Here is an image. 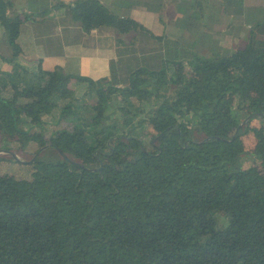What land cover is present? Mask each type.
Listing matches in <instances>:
<instances>
[{"label":"trees","instance_id":"obj_1","mask_svg":"<svg viewBox=\"0 0 264 264\" xmlns=\"http://www.w3.org/2000/svg\"><path fill=\"white\" fill-rule=\"evenodd\" d=\"M27 2L30 13L0 0L11 65L0 70V150L27 160L49 147L29 179L0 173V264H264V19L231 54L139 55L142 39L171 40L99 0ZM164 2L177 4L179 29L203 15L200 0ZM60 8L85 33L137 32L116 41L107 77L15 62L38 54L56 25L36 21Z\"/></svg>","mask_w":264,"mask_h":264},{"label":"crops","instance_id":"obj_2","mask_svg":"<svg viewBox=\"0 0 264 264\" xmlns=\"http://www.w3.org/2000/svg\"><path fill=\"white\" fill-rule=\"evenodd\" d=\"M8 1L15 12L30 13L33 10L27 0ZM75 1L49 0V4L67 5ZM99 1L115 14L132 18L153 35L165 34L167 37H176L184 32L185 42H190L192 47L207 51L208 54H231L242 50L247 43L251 25L264 19V0H200L202 17L199 20L191 19L182 30L176 27V22L178 23L180 19L182 21L183 16L182 13L180 15L177 4L174 2H164V0ZM163 2L164 5L155 6ZM182 2H190V0H181V7L185 6ZM160 19L163 20L164 26L161 25ZM41 20L38 18L36 25L39 23L43 25L45 22L56 25L48 42L44 39L48 33L41 31L39 37H42L45 42L41 40L40 46L35 48L38 54L19 56L15 60L18 65L32 72L37 70L40 60L43 70H53L59 67L65 74L85 76L92 80L107 77L109 62L116 58V41L120 40L127 44L129 41L132 42L137 35L136 32L118 35L111 29L92 30L85 33L76 23L67 19L64 8L51 12ZM27 26L32 36H37V33L31 29V25ZM163 27H166L165 33H162L161 28ZM2 36L3 31L0 28V41ZM1 52L7 54L4 50ZM10 69L11 65L5 63L0 57V70L8 72ZM74 87L75 97L81 98L85 92V85L77 84ZM89 99L87 103L93 101V98Z\"/></svg>","mask_w":264,"mask_h":264},{"label":"rangeland","instance_id":"obj_3","mask_svg":"<svg viewBox=\"0 0 264 264\" xmlns=\"http://www.w3.org/2000/svg\"><path fill=\"white\" fill-rule=\"evenodd\" d=\"M177 3H179V1H177ZM160 23H161V25L164 26L163 20H160ZM176 27H177V22H176ZM162 29H163L162 33H165L164 30L166 29V27L161 28V30ZM164 35L165 34H162L161 36H164ZM183 35H185L184 32L182 33V35L180 34L179 36H176V37H167L166 36L167 38H169L171 40L169 44H167L166 42H162V43L161 42H154V41L153 42H149V41L145 42L142 39L141 42H139L137 47H136V51H137L136 53L139 55L141 54V52H146V54H151V55L154 53L159 54L161 51L166 50V45L170 46L171 50H170V53L168 52V55H172V56H174L176 54V52L181 50V45L184 48H187L188 50L190 49L193 51H198L200 54H203V55L209 53L207 51L204 52L203 50H201V51L197 50L198 48L196 49L194 46L192 47V44L190 42L189 43L185 42ZM125 40L128 41V39H125ZM130 43H131V41L127 42V44H125V45L127 46ZM225 46H226V44H225ZM202 47H205V46L202 45ZM116 49H117L116 51H118L117 46H116ZM3 50L6 52L8 51L6 46H5L4 36L1 37V41H0V52ZM119 50H122V49H119ZM116 54H117V52H116ZM208 55H210V54H208ZM74 90H75V87H74ZM83 100H84V102L90 101L89 98H85ZM258 124H259L258 122H253V126H258ZM50 129L52 130L54 128L51 127ZM246 142L249 143L250 142L249 139H247ZM1 156H5L13 164H10V163L8 164V162L6 163V161H0V173H2V174L7 173L9 175L14 176L15 178H18V179H29L30 171L27 169L29 165L13 162L12 159L6 154H0V157ZM29 160H31V158H29L27 160H22V161H29ZM245 166H247V164Z\"/></svg>","mask_w":264,"mask_h":264},{"label":"water","instance_id":"obj_4","mask_svg":"<svg viewBox=\"0 0 264 264\" xmlns=\"http://www.w3.org/2000/svg\"><path fill=\"white\" fill-rule=\"evenodd\" d=\"M248 119H249V117L245 118V120L239 125L238 128H240L242 125H244L245 122H246ZM161 135H162V134H161ZM161 135H160V136H161ZM47 147H49V146H46V147H44V148L38 150V151L33 155V157L31 158V160H29V161H22V160H19V159H17V157H15L12 153L4 152V151H1V150H0V154H6V155H8V156L12 159L13 162L20 163V164H25V165H31V164H33V163L35 162V160H36L37 157L40 155V153H41L43 150H45ZM57 151H58L59 155H60L63 159L68 160L67 157L64 155V153H63L62 151H60V150H57ZM68 162H69L70 164H72L71 161L68 160ZM98 171H100V169H99Z\"/></svg>","mask_w":264,"mask_h":264}]
</instances>
